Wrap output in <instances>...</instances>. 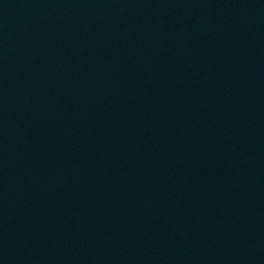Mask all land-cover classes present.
<instances>
[{
  "label": "water",
  "instance_id": "1",
  "mask_svg": "<svg viewBox=\"0 0 264 264\" xmlns=\"http://www.w3.org/2000/svg\"><path fill=\"white\" fill-rule=\"evenodd\" d=\"M0 264H264V0H0Z\"/></svg>",
  "mask_w": 264,
  "mask_h": 264
}]
</instances>
